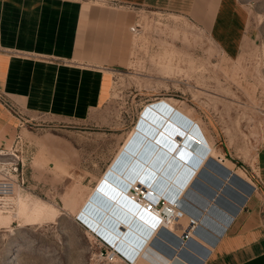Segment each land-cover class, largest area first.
I'll return each mask as SVG.
<instances>
[{"label": "rangeland", "instance_id": "rangeland-1", "mask_svg": "<svg viewBox=\"0 0 264 264\" xmlns=\"http://www.w3.org/2000/svg\"><path fill=\"white\" fill-rule=\"evenodd\" d=\"M237 1L248 20L235 59L186 17L139 9L128 67L111 74L99 109L83 121L19 124L0 150V163L16 167L14 194L0 208V264H121L106 257L78 211L142 110L159 99L193 119L211 146L215 170L205 167L181 203L200 209L207 238L217 234L225 202L256 187L253 162L264 142V0Z\"/></svg>", "mask_w": 264, "mask_h": 264}, {"label": "crops", "instance_id": "crops-1", "mask_svg": "<svg viewBox=\"0 0 264 264\" xmlns=\"http://www.w3.org/2000/svg\"><path fill=\"white\" fill-rule=\"evenodd\" d=\"M139 9L186 17L227 58L240 52L248 18L237 0H0V150L22 121H83L106 102L111 74L128 67ZM252 170L256 187L246 186L238 203L225 202L214 237L201 224L197 238L209 247L190 243L180 252L186 264H264V142ZM154 244L163 254L161 240ZM169 248L163 255L171 258Z\"/></svg>", "mask_w": 264, "mask_h": 264}, {"label": "bare ground", "instance_id": "bare-ground-1", "mask_svg": "<svg viewBox=\"0 0 264 264\" xmlns=\"http://www.w3.org/2000/svg\"><path fill=\"white\" fill-rule=\"evenodd\" d=\"M140 114V123L134 125L111 164L79 208V218L129 258L136 256L133 264L143 260L150 264H186L178 256V252L190 249V242L179 244V236L168 230L173 224H161L155 229V217L145 211L143 203L130 190L152 193L156 199L162 198L187 212L181 200L191 191L205 167L212 171L216 168L215 163L210 161L211 146L200 126L164 99L147 104ZM229 177L231 176L225 179L223 188ZM222 187L220 191L224 190ZM242 191L244 192L238 191L239 196L244 197L246 190L242 188ZM225 193L229 195L228 192ZM240 198L235 202H240ZM207 202L208 206L212 204V200ZM191 215L197 218L199 230L202 215L198 212ZM147 225L151 226L152 231ZM149 231L151 235L146 236ZM158 235L162 236L161 239L164 238L161 243L165 251L160 249L163 254L166 250L171 251L169 244L174 246V256L170 259L154 249L153 240L158 241ZM197 235L198 232L194 234L192 241H199L209 247L208 242L198 239ZM145 236L148 238L139 248ZM172 236L177 237L178 244L174 243ZM126 249H131L132 253L126 252Z\"/></svg>", "mask_w": 264, "mask_h": 264}, {"label": "built area", "instance_id": "built-area-1", "mask_svg": "<svg viewBox=\"0 0 264 264\" xmlns=\"http://www.w3.org/2000/svg\"><path fill=\"white\" fill-rule=\"evenodd\" d=\"M132 38L139 33V25L136 22L129 29ZM12 169V170H11ZM11 171H16V167L11 168V165L8 163H0V208L4 209L7 206V199L10 198L15 191L16 182L11 177ZM131 193L135 194V198L139 199L143 203V208L146 212L151 213L156 222L154 221L155 229L158 228L161 224H173L179 227V237L178 242L188 243L193 242V236L198 232V220L196 217L187 213L180 206L175 204H169L164 199H156L152 193L144 194L142 191L130 190ZM185 220V223H181L182 220ZM94 233L93 231H91ZM95 237L99 240L101 245L104 247L105 255L108 259L113 261H118L121 264H133V261L136 256L129 258L119 249L111 246L107 241H105L101 236L95 234ZM177 238V237H176ZM175 238V240H176Z\"/></svg>", "mask_w": 264, "mask_h": 264}]
</instances>
